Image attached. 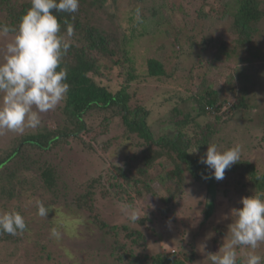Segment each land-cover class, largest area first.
<instances>
[{"label": "trees", "instance_id": "obj_1", "mask_svg": "<svg viewBox=\"0 0 264 264\" xmlns=\"http://www.w3.org/2000/svg\"><path fill=\"white\" fill-rule=\"evenodd\" d=\"M144 1L147 0H127V8H125L122 18H120L119 12H116L120 0H79L77 12L72 14L65 12L54 13L61 25V35H65V20L74 28L71 47L62 57L61 62V67L68 69L66 82L70 85L66 100L57 107V110L61 112L62 124L56 127H51L50 125L39 127L32 133L16 136L8 146L0 148L1 206L5 207L3 212L12 211L3 205L4 199L11 200L15 192L27 189L28 185L34 186L35 183H38L43 190L51 191L56 184L58 179L57 170L49 162H43V164L38 166L39 173L37 178L30 175L32 173V164L26 158L28 148L37 149L44 154V152H50L52 149L68 143L71 138L73 140H82V136L78 135V132L82 128H85L84 133L92 130V127L90 128L86 121L88 113L93 110L107 111L108 114L103 115L99 122L101 131L107 132L112 119L119 117L121 124L125 127V131H128L131 135V143L135 150L128 154L121 164L110 163V166H105L90 183L91 188L77 196L73 202L77 207L88 212V220L92 225L108 236L113 237L115 243L110 251V256L117 264H190L198 254L195 251L198 242L196 244L194 234L192 238L187 239L190 251L178 250L179 256H175L170 252L165 253L164 251L152 252L148 243L149 236L143 230H140V228L130 229L127 224H123L119 228L117 225L109 224L101 216L94 204L95 191L92 187L97 182L103 189L102 195L107 194L121 202L134 205L147 194L156 195L157 192L154 191L151 183L153 180L157 181L163 190V195L160 196L162 205L150 213H144L138 219V225L144 226L149 222L152 223L154 219L158 221L167 218L174 211L173 203L185 196L186 188H188L190 182L197 183L200 186L205 185L209 194L203 203L201 211V221L203 223L200 231L204 233L207 230V242L213 252L216 253L225 243L223 235L227 234L225 232L227 229L224 225L215 223V212L212 205L215 202L218 188L223 186L225 194L227 191L232 190L237 195H243L244 197L254 195L257 192H264V164L257 165L255 162L246 159L243 154V152L247 153L245 149H248L249 145H246L242 148L240 161L225 171L223 180L217 181L214 178H203L204 176H211V171L207 169V166L198 162L200 157L206 152L208 144L215 143L218 144V147L222 146L226 149L240 143L235 140H230L232 141L230 145L228 141L226 144L223 143L221 137L212 136L216 133V130L214 131L210 125H206L207 129L205 131L198 120H196V116L190 112H186V114L180 113L184 115L183 118H177V115H173L174 113L178 114L177 108H174L173 113L166 119V125L161 127L163 131L160 130V133H158L149 122L152 107H148L145 103L130 104L131 93L128 92L129 86H127V82L136 79L138 76H143V73L156 79L166 77L163 61L165 54L162 51L166 45L163 42L165 36L160 35V52L157 50V53L154 52L148 55V53L140 50L136 51L133 48L130 33L133 37H137L140 34H147L146 36H148L150 31L158 30L156 26H159V24L157 23L161 24L162 19L167 20L165 23H170L171 18L169 15H171L172 7H162V5H165L164 2L166 0H160V5L153 2L154 4L150 6H145ZM214 1H216V6L214 7L222 4V0ZM128 2L131 4L132 2H140V4H134L135 10L137 8L141 10L140 20L149 19L148 21L150 22L152 17L154 22H156L154 23L155 28L149 27L147 32L143 31L139 27L143 22L132 20L133 17L128 14ZM204 2L211 6L209 0L200 2L201 6L198 8V12L202 14L198 18H202V20H206L209 15L208 10L204 11L202 8ZM226 4L228 5L227 2ZM223 6H225L224 3ZM30 7L31 0H0V14L3 15L0 18V24L16 26L22 15ZM110 8L112 10H109ZM97 11L103 14L110 11L111 14H108H110V20L115 27L105 28L96 24L97 20H103ZM263 20L264 0H239L233 16V27L236 31L235 41H233L232 46L221 42L219 44L220 47L231 57H236L240 49L246 50L248 47L252 50L253 46L250 43L255 40ZM190 27L191 29L195 28L193 24L189 25V21H185L182 26L176 28L175 34L160 26V34L165 29L166 35L170 39L173 38L171 45L173 54H177L176 62L181 57H184V54H192V49H202V46L207 42L203 39L206 32L195 33L193 31L194 34L191 33L190 35L188 33V28ZM201 29L204 30V27ZM178 36L183 40L182 42L176 39ZM176 43H178L177 48H175ZM252 55H255V52ZM138 59L141 61H138ZM253 60L254 58L247 59L246 57L238 58L235 61ZM139 67L144 68L140 69ZM114 68L119 73H122L123 78L126 80L115 91L93 79V75H103L104 70H114ZM239 72L235 75V80L241 83L238 97L236 95L237 91L232 84L234 82L230 78L225 81L228 91L224 94L221 91L222 89H216L212 86V83H207L204 85V98L193 94L189 97L187 96L186 100L183 97L182 100L189 102L192 99L195 102L196 106L193 109L196 115L207 113L217 122H223L224 118L231 119V117H235V114L241 108L249 107L244 101L247 88L246 84H243V79L246 74L242 70ZM228 95L230 96L227 97ZM232 97H235L236 103L233 101L230 111H226L225 114L220 113V110L226 107L225 103L228 98L232 99ZM162 102L164 100L159 102L157 109L160 108ZM183 108L186 109L185 106ZM228 113L230 115L227 117L223 116V114L226 115ZM251 135H254L253 129L248 134V137ZM109 138L106 140L97 138L95 143L83 142L88 149L95 151L100 149L101 152L105 153L115 141L114 136ZM261 140L264 141V133L261 136H255L256 143L254 146L257 147L259 144L258 147L263 150L264 145ZM196 147H198V151L190 153ZM157 166L159 167L158 172L151 176L150 172L156 169ZM217 228L220 229L219 234H217L219 231ZM181 234L184 233L181 232ZM17 235L18 233L14 236L7 233L0 234V241L16 242L19 239ZM151 235L157 237L156 230ZM203 236L205 237L204 234ZM236 250V264H244V253L247 250L242 248H237ZM51 251L53 250L40 247L38 258L36 259L35 257L33 262L31 261L29 264H68L64 260H56L54 256L52 258L53 253ZM258 254L264 257V253ZM35 260L36 262H34Z\"/></svg>", "mask_w": 264, "mask_h": 264}, {"label": "rangeland", "instance_id": "obj_2", "mask_svg": "<svg viewBox=\"0 0 264 264\" xmlns=\"http://www.w3.org/2000/svg\"><path fill=\"white\" fill-rule=\"evenodd\" d=\"M126 1L120 0L118 9L116 10V12H119L120 18L123 17L125 8H127ZM201 1L166 0L164 2L165 5H162V7H172L171 15H169L171 18L170 23H165L167 20L162 19L161 24L157 23L159 24V26H156L158 30L150 31L148 36H146L147 34H140L137 37H133L130 33L133 48L136 51L140 50L141 52L148 53V55L154 52L157 53V50L160 52V35L165 36L163 42L166 43L165 48L162 50L165 54L163 61L166 77L156 79L143 73V76H138L136 79L127 82L126 84L129 86L128 92L131 93L130 104L145 103L148 107H152L149 122L158 133L162 130L161 127L166 125V119L173 113L174 108L178 109V114H173L177 115V118H183L184 115L180 113L186 114V112H190L196 116V120H198L205 131L207 129L206 125H210L214 131L216 130V133L212 136L216 138L221 137L223 143L226 144L228 141L230 145L232 142L230 140H235L240 143L241 148L249 145L248 149H245L247 153L243 152L246 159L255 162L257 165H262L264 164V149L262 150L261 147H258L259 144L257 147L254 145L256 143L255 136H261L264 133V20L259 26V32L255 40H253L254 44L250 43L253 46L252 50L248 47L246 50L240 49L236 57H231L219 44L225 42L227 45L232 46L233 41H235L236 31L233 27V16L238 7L239 0H222V4L217 7H214L216 6V1L214 0H209L211 6L204 2L202 8L204 11L208 10L209 14L206 20L198 18L202 14L198 12ZM153 2L160 5V0H147L143 3L145 6H150L154 4ZM136 3L140 4V2L128 4V14L134 18H132L134 21H137L134 9V4ZM223 3L225 6H223ZM109 10H112V8ZM97 12L103 20H97L96 24L105 28L115 27L110 20V11L104 14L99 11ZM2 17L3 15L0 14V18ZM148 20H139L143 22L139 27L146 32L149 27L155 28L154 23H156L152 17L150 22ZM185 21H189V25L193 24L195 27L194 29L188 28L190 35L191 33L194 34L193 31L195 33L206 32L203 39L207 42L202 46V49L194 48L191 50L192 54H184V57H181L176 62L177 54H173L171 45L173 38L170 39L166 35L165 29L168 32L176 34V28L182 26ZM123 24L125 25L124 21ZM160 26L165 27L161 34ZM203 27L204 30L201 29ZM11 35L0 37V60L3 59L5 46L11 39ZM213 35L215 36L212 38ZM196 36L198 35L196 34ZM176 39H179L180 42L183 41L180 39V36L176 37ZM177 45L178 43L175 44V48H177ZM254 52L255 55H252ZM246 57L247 59L254 58V60L235 61L238 58L242 59ZM138 61L141 60L138 59ZM139 68L143 69L144 67ZM240 70L246 74V77L243 79V84H246L247 88L244 101L249 107L241 108L235 114V117H231V119L224 118L223 122H217L210 114L196 115L193 109L196 105L192 99L189 102L182 100L183 97L186 100L187 96L189 97L193 94L204 98V85L207 83H212V86L216 89H222L221 91L224 94L228 91L225 81H228L230 78L234 82L232 84L237 91L236 95L238 97L241 83L235 80V75L240 73ZM93 79L106 85L112 91L118 89L126 81L122 73H119L115 68L114 70H104L103 75H93ZM162 100H164L163 104L161 103L160 108L157 109L159 102ZM233 101H235V97H232V99L228 98V101L225 103L226 107L222 108L220 113L225 114L226 111H230ZM184 106L186 109L183 108ZM57 107L52 111L41 114L40 127L46 125L56 127L62 124L61 112L57 110ZM105 114H108V112L101 110H93L88 113L86 121L88 126L92 127V130L84 133L85 128H82L78 133V135L82 136V140H73L71 138L68 143H64L50 152H44V154L37 149L28 148L26 158L32 164V173L30 175L37 178L39 173L38 166L43 164V162H49L56 167L58 179L51 191L43 190V188L39 187L38 183H35L34 186L28 185L27 189L15 192L11 200L4 199L3 205L10 210L19 212L23 216L27 228L23 232H18L17 237L19 239L16 242L0 241V264H29V262H33L35 257L36 259L38 258L40 247L53 250L51 251L53 253L52 258L54 256L56 260H64L68 264H117L110 256V251L113 249L115 243L113 237L108 236L92 225L88 220V212L77 207L73 202L77 196L91 188L90 183L105 166H110V163L121 164L124 162L125 157L135 150L131 143V135L128 131H125V127L121 124L119 117L112 119L107 132L101 131L99 122ZM224 114L223 116L225 117L230 115V113ZM37 129H25L22 134L5 131L3 134H0V148L8 146L16 136L32 133ZM247 129L249 130L246 132ZM252 129L254 135L248 137ZM113 136L115 141L105 153L101 152L100 149L96 151L88 149L84 144V142L95 143V139L97 138L99 140H106ZM261 142L264 145V141L261 140ZM218 148L220 150L225 149L222 146ZM39 158L40 160H38ZM158 169L159 167L157 166L156 169L150 172V175L153 176L154 173L158 172ZM151 184L154 191L157 192L156 195L147 194L143 199L132 205L138 211L139 218L144 213H150L162 205L160 196L163 195V190L157 181L153 180ZM94 186L92 188L95 191V207L109 224L117 225L119 228L123 224H127L130 229L140 228V230H143L149 236L148 243L152 252H170L175 256H179L178 250L190 251L187 239L192 238L194 234L196 244L198 242L195 249L198 254L190 264H211L207 254L215 253L207 242V230L204 233L200 231L203 223L201 221V211L203 203L209 194L205 185L200 186L197 183L190 182L188 188H186L185 196L173 203L174 211L167 218L158 221L154 219L152 223L149 222L150 224L147 223L144 226H139L138 220L130 222L118 208V203L121 201L107 194L102 195L103 189L97 182ZM242 197L244 196L237 195L232 190L227 191L225 194L223 186H220L217 190V196L212 205L215 212V223L224 225L227 229L225 232L228 231V225L232 222L231 209L241 207L239 201ZM36 201L43 202L49 208L50 211L47 218H41L37 215ZM1 202L2 199L0 197V212H3L5 207L1 206ZM224 216L228 218H222ZM52 227H56L60 231L61 238L59 240L53 239L50 236V229ZM217 229L219 230L217 234H219L220 229ZM155 230L157 237L151 235ZM181 232L184 234H181ZM228 235V232L223 235L225 243L227 242ZM202 245H206V248L202 249ZM256 251L257 253H264V243L260 244Z\"/></svg>", "mask_w": 264, "mask_h": 264}, {"label": "clouds", "instance_id": "obj_3", "mask_svg": "<svg viewBox=\"0 0 264 264\" xmlns=\"http://www.w3.org/2000/svg\"><path fill=\"white\" fill-rule=\"evenodd\" d=\"M78 8L79 0H31V7L16 26L0 24V37L12 34L0 60V134L5 131L22 134L25 129L39 128L41 114L66 100L70 89L66 82L68 69L61 67V62L71 47L74 28L65 20V35H61V25L54 13L72 14ZM135 18L140 20L138 8ZM197 151L198 147L190 153ZM241 152L240 145L220 150L217 144H208L198 162L207 166L211 176L203 178L223 180L225 171L240 161ZM239 203L241 207L230 212L232 222L228 225L227 242L215 254H207L211 264H236L237 248L247 249L244 264L264 262L256 251L264 243V192L242 197ZM36 207L38 216L48 217L50 210L43 202L36 201ZM118 208L130 222L139 219L138 211L130 203L119 202ZM26 228L19 212H0V234L14 236ZM50 236L59 240L61 233L52 227ZM201 247L204 249L206 245Z\"/></svg>", "mask_w": 264, "mask_h": 264}, {"label": "water", "instance_id": "obj_4", "mask_svg": "<svg viewBox=\"0 0 264 264\" xmlns=\"http://www.w3.org/2000/svg\"><path fill=\"white\" fill-rule=\"evenodd\" d=\"M79 133V132H78Z\"/></svg>", "mask_w": 264, "mask_h": 264}]
</instances>
